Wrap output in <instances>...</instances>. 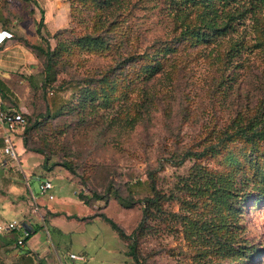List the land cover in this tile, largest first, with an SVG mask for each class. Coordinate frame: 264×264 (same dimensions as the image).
<instances>
[{
    "label": "rangeland",
    "instance_id": "obj_1",
    "mask_svg": "<svg viewBox=\"0 0 264 264\" xmlns=\"http://www.w3.org/2000/svg\"><path fill=\"white\" fill-rule=\"evenodd\" d=\"M202 10L180 0H0L9 60L0 81L27 118L18 136L32 152L3 159L51 179L52 200L41 178L30 189L68 214V233L48 221L38 232L60 259L137 264L132 240L101 214L130 234L145 208L139 264H264V137H226L256 117L264 127V0L225 7L236 18L223 35L198 30ZM34 47L52 54L45 86L47 59Z\"/></svg>",
    "mask_w": 264,
    "mask_h": 264
},
{
    "label": "crops",
    "instance_id": "obj_2",
    "mask_svg": "<svg viewBox=\"0 0 264 264\" xmlns=\"http://www.w3.org/2000/svg\"><path fill=\"white\" fill-rule=\"evenodd\" d=\"M3 49H0V69L9 63V60L4 57ZM3 133L4 128L0 123V223L16 220L24 228L31 230L32 235L24 246H19L16 244L21 234L19 230H1L0 264H56L57 259L59 264H76L74 262L76 259H71L69 252L68 256L60 259L57 250L59 246L49 243L46 237L38 233L44 232L46 221L49 227L56 228L62 234L68 233L66 218H64L67 213L61 207H50L45 202L37 200L30 189V180L41 177L34 175L29 178L28 169L19 168V165L22 167L19 164L21 160L18 165H14L3 159L5 158L2 153ZM13 141L16 157L22 154L24 159H28L32 152L24 148L20 137H13Z\"/></svg>",
    "mask_w": 264,
    "mask_h": 264
},
{
    "label": "trees",
    "instance_id": "obj_3",
    "mask_svg": "<svg viewBox=\"0 0 264 264\" xmlns=\"http://www.w3.org/2000/svg\"><path fill=\"white\" fill-rule=\"evenodd\" d=\"M183 5H188L190 4L191 6H195V5H200L203 7V10L201 11V19H200V24L198 25V27H200L198 30H211L214 35H223L225 34V32L228 30V27L231 24V21L234 20L236 17H234L233 13H229L228 11H225V7H227L230 3L236 1V0H180ZM34 4L39 8V5L37 2L34 1ZM219 10H221V14H219ZM40 19L37 23V32L40 33V30L43 26V10L40 9ZM220 17H223L220 18ZM216 18H219L221 21L219 22ZM186 30H190L191 29H187ZM10 36V35H9ZM11 37V36H10ZM89 41V39L87 40ZM36 50H38L40 53H43L47 59L46 61V65L44 68V74H45V80L42 83L43 86L51 83L53 81V66L51 63V53L48 52L47 50L42 49L41 47H34ZM165 51V50H164ZM158 66L157 65H151L148 68H146V72L147 73H156L158 71ZM52 76V77H51ZM5 91H7V87L0 81V92L3 96ZM264 119V117H263ZM261 121V118L256 117L253 118L252 120H250L248 123H246V125L242 128L237 129L234 133L232 134H226V137H231V136H236V135H243L244 137H246L247 139H252V138H256V137H264V127L261 128L260 127V123H257ZM27 124V118L25 121V125ZM24 125V128H25ZM24 130V129H23ZM23 146L26 150L31 151L30 149H28L27 145H26V141L23 139L22 141ZM38 152V151H37ZM202 154L201 153H194V155L196 156H200ZM66 169L72 170L70 168V166H65ZM80 200H84V196L80 193L78 195ZM93 197L95 199H102L104 198L103 196L98 195L97 193L93 194ZM119 203L123 206V207H131L133 205V202H122L120 201V199L118 200ZM146 209H143L142 212V218L140 220V222L138 223L137 227L134 228L132 230V232L130 234H127L116 222H114L112 219H110L109 217H107L105 214H101V218L106 221L110 227L117 232L118 236L120 238H124V239H129L132 240L130 244H128V251H127V255L131 256L132 259L139 264L140 260L136 251V245H137V241H136V237H135V232L136 230L141 226V224L145 221L146 219ZM32 235V231H30V234L28 237H26L24 240L27 241L30 236Z\"/></svg>",
    "mask_w": 264,
    "mask_h": 264
},
{
    "label": "built area",
    "instance_id": "obj_4",
    "mask_svg": "<svg viewBox=\"0 0 264 264\" xmlns=\"http://www.w3.org/2000/svg\"><path fill=\"white\" fill-rule=\"evenodd\" d=\"M26 118L23 113L16 109L13 103L7 102L4 96L0 92V123L4 128V133L1 138L3 141L2 153L6 157L16 158V153L14 149L13 137L18 136L24 129ZM53 184L51 179L44 178L39 183V193L46 197L49 200L54 198L53 193ZM7 230H19L20 235L16 240V244L19 246H24L26 241L24 240L29 236V229L24 228L16 220H12L6 223H0V231ZM69 257L71 259L83 260L82 256L70 253Z\"/></svg>",
    "mask_w": 264,
    "mask_h": 264
}]
</instances>
